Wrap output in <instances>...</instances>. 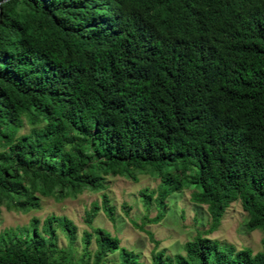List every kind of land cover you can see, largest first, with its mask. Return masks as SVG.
<instances>
[{"label": "trees", "instance_id": "obj_1", "mask_svg": "<svg viewBox=\"0 0 264 264\" xmlns=\"http://www.w3.org/2000/svg\"><path fill=\"white\" fill-rule=\"evenodd\" d=\"M117 173L160 180L141 191L156 210L134 220L142 230L189 188L210 230L239 197L244 227L263 231L259 250L200 233L153 264H264V0H0V213L103 189ZM98 207L85 210L79 254L74 223L51 214L2 230L0 264H108L117 250L138 264L91 223Z\"/></svg>", "mask_w": 264, "mask_h": 264}, {"label": "rangeland", "instance_id": "obj_2", "mask_svg": "<svg viewBox=\"0 0 264 264\" xmlns=\"http://www.w3.org/2000/svg\"><path fill=\"white\" fill-rule=\"evenodd\" d=\"M27 128L21 129L20 133ZM104 181L107 185L103 189L83 190L76 197L56 199L52 196L39 195V207L28 211L7 209L1 205L0 232L9 228L19 234L28 228L30 219L33 217L38 219L37 225L40 228L43 219L51 214L64 215L75 225V240L72 243L76 246L73 247V252L76 249L79 254L81 248L78 244L82 230H90L85 222V210H88L92 202H97L99 207L91 223L107 229L113 235H118L121 238V245L134 250L138 264H153V256L161 250H165V254L171 257L176 252H185V242L200 233H203L204 238L218 240L221 246L230 245L238 248L246 245L254 251L262 248L263 231L261 229L247 230L244 227L246 212L238 199L228 202L223 209L219 224L210 230L211 220L204 205L194 204L190 200V189L184 188L183 191L165 198L166 206L162 219L156 223L146 222L145 229L142 230L136 222L141 224L148 215L154 217L156 210L153 204L145 210L141 191L145 188L150 192L155 190L159 184V178L154 177L152 173H145L140 174L139 180H136L128 175L117 173L107 175ZM102 191L107 194V201L102 200ZM109 204L114 206L111 216L106 209ZM54 224L55 222L52 225ZM146 230L152 232L153 239L149 237ZM52 237L56 240L57 248L65 250L69 248L71 239L59 227H55ZM91 242L89 248L93 250L95 245L92 240ZM107 259L108 264L121 262L118 250L109 254Z\"/></svg>", "mask_w": 264, "mask_h": 264}, {"label": "clouds", "instance_id": "obj_3", "mask_svg": "<svg viewBox=\"0 0 264 264\" xmlns=\"http://www.w3.org/2000/svg\"><path fill=\"white\" fill-rule=\"evenodd\" d=\"M179 191H183V190H179ZM235 199H238V200H239V197H237V198H235ZM190 200H191V198H190ZM231 200H232V199H231ZM231 200H230V201H231ZM230 201H228V202H230ZM239 202H240V201H239ZM194 204H195V203H194ZM227 204H228V203H227ZM227 204H226V205H227ZM196 205H204V204H201V203H200V204H196ZM240 205H241V204H240ZM204 207H205V209H206V206H205V205H204ZM224 207H225V206H224ZM241 207H242V206H241ZM243 210H244V209H243ZM206 212H207V209H206ZM207 214H208V212H207ZM208 215H209V214H208ZM209 216H210V215H209ZM210 220H211V217H210Z\"/></svg>", "mask_w": 264, "mask_h": 264}]
</instances>
